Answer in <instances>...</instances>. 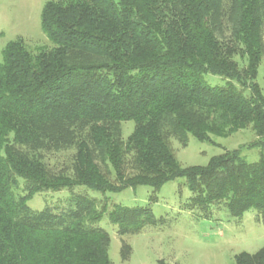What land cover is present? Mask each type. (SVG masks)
<instances>
[{"label":"trees","instance_id":"trees-1","mask_svg":"<svg viewBox=\"0 0 264 264\" xmlns=\"http://www.w3.org/2000/svg\"><path fill=\"white\" fill-rule=\"evenodd\" d=\"M41 24L53 48L12 41L0 62V264H113L98 225L107 205L77 186L106 194L147 185L155 200L185 177L188 207L205 216L220 204L231 216L264 213V152L249 162L227 150L184 167L170 142L251 126L264 144V0H58ZM205 73L227 82L211 85ZM124 121H134L126 139ZM64 151L71 166L52 167L48 155ZM62 189L72 191L68 208L28 204ZM109 216L121 236L155 223L148 206L116 204ZM236 264H264V246Z\"/></svg>","mask_w":264,"mask_h":264},{"label":"rangeland","instance_id":"rangeland-1","mask_svg":"<svg viewBox=\"0 0 264 264\" xmlns=\"http://www.w3.org/2000/svg\"><path fill=\"white\" fill-rule=\"evenodd\" d=\"M50 1L58 0H0V62L4 60V49L12 41L22 40L33 52L55 46L41 24L43 8ZM203 77L211 85L227 82L224 77L212 73H205ZM256 81L264 94V54ZM133 129L134 121H124L121 125L123 138L126 139ZM212 139L211 142L200 141L190 135L186 146L174 137L170 142L177 160L184 167L206 166L211 157L227 150L241 149L242 156L249 162L258 161L260 153L264 152V144L256 145L260 138L251 126L226 136H213ZM72 154V151H64L48 156L52 167L60 169L71 166ZM152 191L153 188L147 185L106 194L85 186L75 187L74 192L96 198L98 208L107 205L98 225L110 234L109 254L113 264H236V255L240 252L255 253L264 246V213L256 209L236 217L220 204L214 205L205 216L199 208L188 207L193 194L185 177L166 182L155 200H150ZM71 194L69 189L42 192L31 198L28 204L37 210L47 205L62 210L68 208ZM116 204L148 206L155 223L121 236L118 224L109 216ZM129 246L130 255L124 258L122 251Z\"/></svg>","mask_w":264,"mask_h":264}]
</instances>
